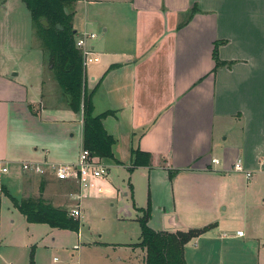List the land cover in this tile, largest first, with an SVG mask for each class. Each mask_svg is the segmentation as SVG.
<instances>
[{
  "label": "crops",
  "instance_id": "obj_1",
  "mask_svg": "<svg viewBox=\"0 0 264 264\" xmlns=\"http://www.w3.org/2000/svg\"><path fill=\"white\" fill-rule=\"evenodd\" d=\"M16 9L0 0V264H30L33 248L36 264H57V257L48 256L54 235L70 231L28 223L11 197L42 198L58 209L78 205L84 217L83 181L23 169L24 163H76L84 122L63 99L50 104L55 87L46 81L45 57L34 45L31 14L25 5L19 16L11 15ZM74 14L77 36H97L91 44L99 61L86 69L87 91L96 90L95 116L111 113L104 126L120 162L107 160L108 173L96 179L95 189L108 185L112 167L124 168L130 177L115 190L129 198L140 172L149 181L152 229L186 232L216 223L217 238L228 240L240 238L227 232L242 226L247 233L241 237L256 241L259 255L264 0H79ZM137 151L150 154L149 166L134 167ZM215 158L220 165L212 163ZM238 160L251 179L233 170ZM128 209L137 220L143 215L135 202ZM217 229L187 245H194L198 259L205 245L215 243ZM41 231L52 237L50 244L38 235L34 240Z\"/></svg>",
  "mask_w": 264,
  "mask_h": 264
},
{
  "label": "rangeland",
  "instance_id": "obj_2",
  "mask_svg": "<svg viewBox=\"0 0 264 264\" xmlns=\"http://www.w3.org/2000/svg\"><path fill=\"white\" fill-rule=\"evenodd\" d=\"M9 1L13 2L14 6L19 10V13L17 9L14 10L11 15L19 16L21 7L24 8L25 5L20 0H7V3ZM33 27L34 38L36 39L34 45L36 49L40 48L41 54L45 57L44 70L47 73L46 81L52 83L53 87H55L53 89L50 88L51 91L49 92L51 97H54L55 94V99L53 98V102H49L53 106L56 100L57 102H61L63 99L64 105H68L67 95L59 86L55 73L50 70L48 54L42 51L43 43L39 29L36 26ZM88 81L86 77V88ZM87 93L91 94L88 91ZM81 115L83 117V112H81ZM94 159L96 162L108 167L107 160L96 157ZM129 177L126 169L112 167L107 177L108 185L102 186L101 189H95V179L87 178L83 180V190H85V192L83 191V195L86 197L82 205L84 217L76 220L80 222V230L78 233L70 231V233H58L54 235L57 241L55 244H52L54 248L48 251L50 260L53 257H57V264H145L146 251L138 245L141 238V228L137 220V214L133 210L128 209L132 212L133 216L127 217L126 212L128 210H126V206L134 205L135 202L137 206L144 209L148 208L149 201L151 200L148 186L149 181L140 172H137L132 178L134 195L129 196V198H120L115 189L119 184L124 185ZM76 208H78V205L73 206L71 209L62 210H65L68 216L72 217L71 213ZM140 216L142 217V215ZM215 225L216 227L212 230L218 228L216 223ZM238 229L242 234L247 233L246 228L242 226L235 228L232 232H226L237 236L236 231ZM167 232L173 233V231ZM216 232L219 233L216 234ZM79 233L83 236L81 240L77 236ZM214 234L211 240H214L215 243L212 242L204 246L205 252L200 259L196 255L194 245L186 247L185 257L187 264H264L263 240H260L261 252L258 255L259 244L249 239L248 234L246 238L240 236V238L231 237L228 240L217 238L220 236V230L218 229L215 230ZM37 235L38 237H45L46 244H50L49 238L52 237H47L44 231L35 233L34 240H37ZM248 240L249 242H247ZM204 242L205 240H202L197 244L202 247ZM75 245H77V248H74ZM80 246L81 250L78 251ZM119 260H124L125 262Z\"/></svg>",
  "mask_w": 264,
  "mask_h": 264
},
{
  "label": "trees",
  "instance_id": "obj_3",
  "mask_svg": "<svg viewBox=\"0 0 264 264\" xmlns=\"http://www.w3.org/2000/svg\"><path fill=\"white\" fill-rule=\"evenodd\" d=\"M31 14L33 25L39 29L43 52L48 54L50 70L55 73L59 86L68 97V106L76 114L83 112V149L92 157L116 162L113 147L115 139L104 126V120L111 113L94 115L93 96L87 93L86 69L83 67L81 52L76 48L77 32L73 27L74 6L79 0H22ZM46 21V27L42 22ZM60 26L62 29H58ZM217 50L215 58L217 59ZM47 59V58H46ZM219 65V63H218ZM146 157V158H144ZM150 154L134 152V167L149 166ZM120 164V162H116ZM42 192V191H41ZM14 206L30 224H44L53 229L79 232L80 222L68 216L62 209L54 208L42 198L26 199L22 202L11 197ZM138 219L141 228L139 247L146 251L145 264H187L186 246L206 234L215 224L189 231H156L149 226L153 208L151 201ZM30 264H36L35 249L30 255Z\"/></svg>",
  "mask_w": 264,
  "mask_h": 264
},
{
  "label": "built area",
  "instance_id": "obj_4",
  "mask_svg": "<svg viewBox=\"0 0 264 264\" xmlns=\"http://www.w3.org/2000/svg\"><path fill=\"white\" fill-rule=\"evenodd\" d=\"M96 34L84 32L76 37V48L81 52L83 58L84 68L87 69L89 65L97 63L99 58L95 52L94 46L91 44L96 39ZM214 165H220V160L212 159ZM264 164V161H263ZM23 169L27 172H33L35 174L45 175L48 171H51L56 175L59 180L76 179L81 182L87 178L101 179L108 173V168L101 163L95 161L94 157L88 151L82 150L79 155V159L74 164H54V163H24ZM233 170L237 173L245 174L249 180L252 178V173L248 172L244 168L242 160H238L233 167ZM7 172V169L3 170ZM72 218L80 220L82 213L79 208H76L71 213ZM237 235L241 236L239 232ZM82 236L79 235V238ZM77 248V246H76Z\"/></svg>",
  "mask_w": 264,
  "mask_h": 264
},
{
  "label": "water",
  "instance_id": "obj_5",
  "mask_svg": "<svg viewBox=\"0 0 264 264\" xmlns=\"http://www.w3.org/2000/svg\"><path fill=\"white\" fill-rule=\"evenodd\" d=\"M42 24L44 25V26H48L49 24L46 22V21H44V22H42ZM58 29H62L60 26H58ZM173 229V227H168V229L167 230H172Z\"/></svg>",
  "mask_w": 264,
  "mask_h": 264
}]
</instances>
